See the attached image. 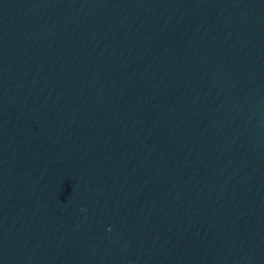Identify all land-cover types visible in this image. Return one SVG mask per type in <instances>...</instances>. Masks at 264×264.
<instances>
[{"label": "water", "instance_id": "1", "mask_svg": "<svg viewBox=\"0 0 264 264\" xmlns=\"http://www.w3.org/2000/svg\"><path fill=\"white\" fill-rule=\"evenodd\" d=\"M0 264H264V0H0Z\"/></svg>", "mask_w": 264, "mask_h": 264}]
</instances>
